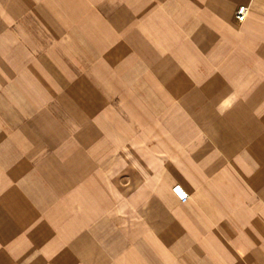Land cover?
<instances>
[{
    "label": "crops",
    "instance_id": "0c3cea01",
    "mask_svg": "<svg viewBox=\"0 0 264 264\" xmlns=\"http://www.w3.org/2000/svg\"><path fill=\"white\" fill-rule=\"evenodd\" d=\"M0 264H264V0H0Z\"/></svg>",
    "mask_w": 264,
    "mask_h": 264
},
{
    "label": "built area",
    "instance_id": "2783aa9c",
    "mask_svg": "<svg viewBox=\"0 0 264 264\" xmlns=\"http://www.w3.org/2000/svg\"><path fill=\"white\" fill-rule=\"evenodd\" d=\"M248 10L249 8L247 5L245 4L238 5L235 10V20L237 22H243L247 17ZM172 191L181 201H185L189 197L188 192L180 184L174 185L172 187Z\"/></svg>",
    "mask_w": 264,
    "mask_h": 264
}]
</instances>
